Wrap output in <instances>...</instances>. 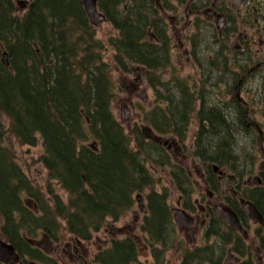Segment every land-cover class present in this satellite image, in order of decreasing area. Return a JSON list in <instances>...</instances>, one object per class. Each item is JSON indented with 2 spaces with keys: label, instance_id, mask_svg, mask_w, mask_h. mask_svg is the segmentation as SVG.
<instances>
[{
  "label": "trees",
  "instance_id": "1",
  "mask_svg": "<svg viewBox=\"0 0 264 264\" xmlns=\"http://www.w3.org/2000/svg\"><path fill=\"white\" fill-rule=\"evenodd\" d=\"M97 1L99 12L116 31L108 44L117 66L125 72L142 66L152 76L149 81L156 98L163 96L156 83L167 91L161 99L166 106H159L151 118L150 113L145 115L148 125L159 135L184 142L194 108L176 96L180 85L174 90L170 86L177 79L161 81L159 73L171 64V58L157 0ZM105 47L79 0H31L22 14L16 11L14 0H0V114L9 120L6 127L0 118V215L10 227L19 212L17 219H41L50 232L64 222L66 233L90 239L109 220L115 222L125 214L137 192L156 183L141 155L146 153L131 147L134 137L115 119L110 66L103 60ZM4 52L7 64L2 59ZM219 118L214 120L216 131L204 136L211 143L229 132L228 123L224 127L225 121ZM132 134L141 148L149 147L157 154L148 160L162 166L167 154L163 148L143 142L139 129ZM6 135L21 145L42 142L44 151L39 158L47 171L50 200L23 174L4 142ZM52 181L65 191L66 202ZM18 189L34 198L39 214L22 207ZM259 189L251 196L257 206L264 202V188ZM259 209L264 212V207ZM205 247L204 251H210L209 245ZM132 249L130 240L114 243L103 264H130ZM198 251H187L185 264L198 258Z\"/></svg>",
  "mask_w": 264,
  "mask_h": 264
},
{
  "label": "flooded vegetation",
  "instance_id": "2",
  "mask_svg": "<svg viewBox=\"0 0 264 264\" xmlns=\"http://www.w3.org/2000/svg\"><path fill=\"white\" fill-rule=\"evenodd\" d=\"M183 1L187 5V17L191 18L182 25L181 46L186 45L183 56L186 60H192L196 66L197 79H194L195 91L192 97L182 86L178 93L185 98L187 104H197L198 127L190 155L200 161L199 164L194 163L193 172L203 183L204 189L198 190L200 186L193 181V172L187 164L170 162L171 158L178 160L170 148L176 146L177 142L169 141L166 136L163 138V135L152 129L149 134L147 128L141 129L145 137L143 142H154L167 153L164 154L165 162L163 159L161 163L164 167H169L167 174L178 194L175 207L169 201L170 192L165 186L161 188L162 191L155 189V185L147 186L133 196L134 201L125 213H131L137 208L140 210L139 218L136 217L131 227L108 229V224L101 227L99 232L105 231L108 240L101 238L100 234L96 238L92 235L90 239L83 240L71 234L56 233L64 230L63 225L50 232L41 219H17L19 212L16 213L15 225L10 227L0 215V264H103L106 251L114 243L126 240H130L133 247L130 264H185L187 251L194 253L198 250V258L191 264H229V261L234 264H264V212L259 209L264 207V202L262 200L261 206H257L255 200L251 199L259 193V187L264 188V159L260 160L257 172L259 175L254 176L249 174L254 170L247 162L248 158L256 156L253 149L255 141L256 147H259L262 138L264 145V111L258 110L257 113L252 107L256 105L259 109L260 101L264 102V0ZM187 17L181 14L172 17L175 21L174 28L177 29V23ZM189 27L192 30H187ZM138 67L137 70L150 80L152 76L147 74L145 68ZM166 70L164 68L162 73ZM173 79L179 80V77L173 75L171 80ZM163 80L161 79L162 82ZM223 81L230 93L231 106L217 94L219 82ZM153 109L144 114L150 113V118L153 117L156 114ZM225 109L232 112V116L226 118V123L232 120L238 124L242 138L247 136V132L256 134L252 138H245V145L248 147L244 151V159L238 158L235 161L238 154L231 150L230 134L215 143H211L212 139L209 137L204 138L207 131V135L216 131L213 127L216 124L214 120L219 113L225 114ZM155 138L159 140L154 141ZM132 141L135 142V151L139 154L141 150L146 153L141 154L146 165L148 158L157 156L151 148H141L136 136ZM182 158L187 159L184 155ZM245 168L251 169L248 170L249 173L244 171ZM150 174L155 176L151 172ZM25 194L22 189L16 190L22 207L39 214L34 198ZM250 202L261 212L263 222L250 218L244 209V204ZM217 208L218 212L215 211ZM228 208L237 214L246 235L220 217L227 215ZM177 212L183 218L180 222L176 220ZM185 214L191 218L188 228ZM123 216L124 214L120 215L115 222ZM94 238L100 245L92 252L90 246ZM208 245L211 247L210 251H204Z\"/></svg>",
  "mask_w": 264,
  "mask_h": 264
},
{
  "label": "rangeland",
  "instance_id": "3",
  "mask_svg": "<svg viewBox=\"0 0 264 264\" xmlns=\"http://www.w3.org/2000/svg\"><path fill=\"white\" fill-rule=\"evenodd\" d=\"M31 0H14V5L16 7V11L20 14L23 13V11L26 9V7L29 5V2ZM158 9H161V17L163 21V27L165 28L166 33L169 36V42H170V53H171V64L168 66V68H166L167 70L164 71L163 73H159V75H161V79H164L163 83H167L169 82V80L172 79L173 75H177L179 77V80L177 83L174 82H169L170 86L174 89H176V87L182 86L185 89V92L188 93V95H190L192 97L193 91H195V80L197 79V68H195L196 66L194 65V63L192 62V60H186L183 56L184 53V47H186V45L181 46V44L183 43V39L181 38V29H182V25L187 22L190 21L189 19L190 17H187L188 14H186V8L187 5L185 4V2L182 0L181 2L179 0H158ZM178 9V11L176 12V10ZM177 14H181L183 15V17H187L185 19H183L180 23H177V29L174 28L173 24L175 23L174 19L172 17L176 16ZM93 24V23H92ZM95 29H96V36L98 37V39L102 40L105 43V51H103V56L104 59L108 64H109V75L112 78L113 81V90H114V97H113V101H112V111L115 115V119H117L125 128V131L128 132V134H132V132L134 130H141V129H145L147 128L149 131L147 132V134H149L151 132V127L148 126V121L145 120V114L146 112L151 111L153 108V110L156 111V109L159 108V106L165 107V102H163L161 99H163L166 96V89L163 86V84L160 83H156V86H158L160 88L161 91V95H163L161 97V99L159 97L156 98V94H154L155 92V87H153L150 82H148L149 80L147 79L146 75L141 72L139 69V67L137 66H132L131 68V72H125L122 71L121 68H119L117 66V64L114 62L113 58V48L108 44V40L110 38L111 35L115 36L116 31L115 29L112 27V25L108 22V21H100L99 23H95ZM187 30H192V27L187 28ZM186 33V32H185ZM184 33V34H185ZM184 36V35H183ZM163 74V76H162ZM218 91L217 94L219 96V98H224V102L228 103L230 106L233 105L232 102H230L229 100V90L227 85H225L224 81L219 82V87H218ZM180 90V89H179ZM177 91V90H176ZM177 97H181L180 94H176ZM213 97L215 98V95L213 94ZM185 100V98L183 99ZM191 103L193 104V108L192 112H191V119H190V124L188 127V131H187V138L186 142H182L181 140H179V138L173 137L172 135H163L166 136V139H168L171 142H177L176 146H171V153L174 154L176 156V158L178 159L177 161L173 158H171V163L174 164V161L177 163L179 162H184V164L188 165V168L191 169V171H194V163H200V161L198 160V158H193L191 157L192 155V144L194 143V139H195V133L197 131V104ZM254 108V110L258 113V110L260 112L264 111V102L260 101V107L258 109V107L252 106ZM225 108H227V106H225ZM141 114V115H140ZM220 116V120L224 119L225 124L222 123V126L224 124V127L226 126V118L228 119L230 116H232V112L231 110H227L225 109V114L222 115V113H219L217 115V117ZM0 118L3 121V124L7 127L9 124V120L0 114ZM264 122V120H262ZM138 122V125H137ZM228 126L229 128V132L228 134H230L231 138H232V143H231V150L235 153L239 155L240 159H244L245 154L244 151L246 150V146L248 147V145H245V141L247 142V139L245 138H252L254 135H256L254 132L249 133L247 132V136H245V138L241 136V132L239 131L240 128L238 126V124L236 125L235 122H232V120L230 122H228ZM227 130V128H226ZM146 131V130H145ZM227 133H224L222 135L223 137H226L228 135ZM149 137V136H147ZM170 137V138H168ZM221 138V139H222ZM165 139V140H166ZM5 144L7 145L8 148H10L15 155L14 160L17 162V164L21 167L22 171H24L26 173V175L29 177V179L37 185V187H39L42 191H44V196L47 200H50V197L48 194H46V184L48 181V175H47V171L45 170L46 168L43 166L41 160H40V156L43 154L44 151V147L42 142L37 143L35 146H28V145H21L17 142V140L12 136V135H6L5 138ZM133 148H135V142L131 141ZM186 146V149L185 147ZM257 146V141H255V147L253 146V149H255L256 151V156L253 158H248L247 162H248V166L250 168H252L254 170V172L249 173V171L251 170L250 168H245L244 171H248V173L250 175H259V173H257L259 171V165L260 162L262 161V157H261V151L259 149V147ZM259 150H258V149ZM191 153V155H190ZM182 155H184L185 157H187L186 160H184L182 158ZM261 160V161H260ZM246 162V158L244 163ZM251 162V163H250ZM155 165V166H154ZM254 165V167L252 166ZM149 168V171L153 174H155L154 178L156 180V183H154L155 185V189H158L159 191H162V187L165 186V189H168L170 192V202L172 203L173 207H175L177 204L176 200L178 197L177 191L173 188L174 184L171 181V178L168 177L169 173V167H164L163 165H158V163H156L155 161H150L147 160V165ZM158 166V168H157ZM156 167V168H154ZM171 168V167H170ZM228 167L226 166V169ZM245 174V172H244ZM249 174H245V175H249ZM196 173L193 172V181L198 183L196 184L197 186H200L198 190H203L204 188H202L204 185L203 183L200 181L199 178H197V176H195ZM249 175V176H250ZM247 176V178L249 177ZM52 186L55 188L56 192L62 197V199L66 202L68 197L67 194L64 193L65 191H63L57 183L52 181ZM196 187V186H195ZM140 210L139 208H137L136 210H133L130 212H128L127 214H124L123 217H121V219L118 222H113L111 220H109L107 228H116V227H131V225H133L135 223V219L136 217L139 218V214ZM62 225H65L64 222L62 223ZM253 226H255V223H253ZM108 232V231H106ZM61 234H68L66 233L64 230H61ZM100 234L101 238L103 239H107L108 240V234L105 233V231H101L99 233H96L95 235L93 234V236H96ZM191 236V235H190ZM121 237V236H120ZM92 239V244L90 246V249L93 251H96L98 249V246L100 245V243L95 240ZM200 238V237H199ZM253 238V234L251 233L250 235V239ZM91 243V242H90ZM89 243V244H90ZM229 264H234L233 261H229Z\"/></svg>",
  "mask_w": 264,
  "mask_h": 264
},
{
  "label": "water",
  "instance_id": "4",
  "mask_svg": "<svg viewBox=\"0 0 264 264\" xmlns=\"http://www.w3.org/2000/svg\"><path fill=\"white\" fill-rule=\"evenodd\" d=\"M79 1H81L82 4L84 5L86 12L88 13V15L91 19V22L93 24L99 23L100 21L105 20V15L103 13L99 12L97 0H79ZM3 61H4V64L9 63V61L7 59V53H5V52L3 54ZM258 128H260V127H258ZM157 140H159V138H155L154 141H157ZM259 149H261V157H262V159H264V145H263L262 138H260ZM244 209L248 212V215L250 216V218H253L259 222H263V216H262L261 212L256 208V206L253 202L245 203ZM217 210H219V209L218 208L215 209L216 212H218ZM226 212H227V215H220V217L225 219L226 222L230 223L236 230H238V231L240 230L243 232V234L246 235L247 233H246V231L242 225V222H240L237 214L229 208L226 210ZM184 218H186L188 221V223H186V226H187L186 228H188V226L191 223V218L188 215L184 216ZM181 219H183V218H181L179 212H177L176 220L178 222H180Z\"/></svg>",
  "mask_w": 264,
  "mask_h": 264
},
{
  "label": "bare ground",
  "instance_id": "5",
  "mask_svg": "<svg viewBox=\"0 0 264 264\" xmlns=\"http://www.w3.org/2000/svg\"><path fill=\"white\" fill-rule=\"evenodd\" d=\"M251 163V162H250ZM241 164V163H240ZM15 223V222H14ZM27 225V224H26ZM14 226V225H13ZM20 227V226H19Z\"/></svg>",
  "mask_w": 264,
  "mask_h": 264
}]
</instances>
